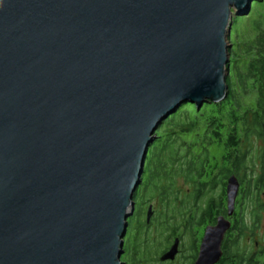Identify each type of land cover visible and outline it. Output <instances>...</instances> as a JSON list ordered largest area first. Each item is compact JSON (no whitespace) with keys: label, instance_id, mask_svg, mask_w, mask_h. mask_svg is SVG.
I'll list each match as a JSON object with an SVG mask.
<instances>
[{"label":"water","instance_id":"95a60500","mask_svg":"<svg viewBox=\"0 0 264 264\" xmlns=\"http://www.w3.org/2000/svg\"><path fill=\"white\" fill-rule=\"evenodd\" d=\"M251 1L0 0V264H123L156 130L227 96L232 18ZM226 180L195 264L223 255L240 189Z\"/></svg>","mask_w":264,"mask_h":264},{"label":"trees","instance_id":"16d2710c","mask_svg":"<svg viewBox=\"0 0 264 264\" xmlns=\"http://www.w3.org/2000/svg\"><path fill=\"white\" fill-rule=\"evenodd\" d=\"M247 11L232 19L227 96L220 102L180 104L161 122L145 156L142 182L137 188L146 197L159 195L166 205L168 197L174 195L178 200L180 179L199 184L198 176L208 166L207 143L221 142L228 146L232 154L217 168L220 179L236 175L241 183V196L250 199L253 210L235 209L220 264H264V246L253 236L264 212V0H252ZM259 140L263 145L255 148ZM181 149L185 154H181ZM143 206V203L137 204L132 218L136 222L132 231L136 234L129 233V237L134 242L143 236ZM176 207L171 212L172 220L186 216L187 222L203 225L217 218L216 214L204 211L184 214ZM166 215L158 213L156 222ZM164 219L161 224L166 223ZM245 235L250 236L253 247L242 244ZM256 242L259 243L257 251L253 249Z\"/></svg>","mask_w":264,"mask_h":264},{"label":"flooded vegetation","instance_id":"af4514ba","mask_svg":"<svg viewBox=\"0 0 264 264\" xmlns=\"http://www.w3.org/2000/svg\"><path fill=\"white\" fill-rule=\"evenodd\" d=\"M205 154L206 156H208V152H206ZM225 154L226 156L231 155L232 150H229ZM207 160H208L207 164H209V156L207 157ZM208 175L210 176V178L207 180L206 178ZM198 181L199 184L186 182L191 186V189L188 188L184 190L182 185V188L179 193L181 195L178 194L179 195L178 202L180 203V206L183 207L181 211L183 210L182 212L184 214L201 213L204 211L205 213L216 214L217 216L222 214L225 215L227 212V195L225 193L226 192L225 181L227 180L223 178L220 179L219 169H216V171L211 174L210 172H207V168H206V170L203 172V175L201 177L198 176ZM201 183H205V184H201ZM211 187L214 188V190L216 188H220V193L218 196H213L212 194L213 191L211 190ZM135 194H134L135 207L133 208L134 209L133 214L127 220L128 226L126 230V235L127 233H131L132 235L136 234V231H132V229L136 225V223L132 221L135 208L139 203H143V204L146 203V207H145L146 209L144 214V230L142 231L141 234L145 236L150 233V228L156 224L154 222L155 219L154 203L150 202V197L149 199H146L145 193L142 190H138V191L136 190ZM239 196L240 195H238L237 197ZM166 202L168 206L171 205L170 197L167 198ZM150 205L152 206L151 209L153 210V213L151 218H149V221H147V210H148L147 208H149ZM185 218L186 216L184 217V220L181 223H173L171 216L169 214L166 215L167 221L166 223H163L161 225H163V229L165 230V232H168L167 241L166 243L163 244V246L160 247V249L155 251H150L151 250L150 236L149 238H143L142 241H140V244H136L133 241V238L127 239L126 236L124 238L125 240L122 248L123 253L121 254L120 262H123V264H195L199 255L204 232H202L201 234L199 233L196 236L192 235L193 234L192 232H194L193 228L195 226L201 227L204 224L198 225L197 223H195L197 221H194L193 223L187 222ZM215 222L205 223L204 229L208 225L215 224ZM179 227H181V229ZM230 230L226 233L225 239L222 244L223 254H224L225 240L227 239ZM186 232L190 234L189 236L190 238L189 237L187 238L188 243L185 242V237H187ZM176 240H178V247L174 259L161 260L162 256L170 251V249L172 248L171 246L175 244ZM258 248H259V243L256 242L253 249L257 251ZM221 259L216 264H220Z\"/></svg>","mask_w":264,"mask_h":264},{"label":"rangeland","instance_id":"374dc122","mask_svg":"<svg viewBox=\"0 0 264 264\" xmlns=\"http://www.w3.org/2000/svg\"><path fill=\"white\" fill-rule=\"evenodd\" d=\"M234 16H236V15H234ZM230 32H231V30H230ZM228 43L230 45V42L229 41H228ZM252 99H253V97H251L249 99V101L251 103H252ZM186 103H190V102H186ZM182 104H185V103H182ZM188 136L189 135H187V137ZM262 145H263V142L260 141V140L258 142H255V148H259ZM207 146H208L209 164H208V166L206 168H207V172H210L212 174V173H214L216 171V169L220 165L222 166V164L225 162V158L227 157L225 153H227L229 151V147L226 146L225 144H222L221 142H219V143L214 142V143H209V144L207 143ZM182 153H184L183 149H181V154ZM209 178H210V176L208 175L206 179L208 180ZM178 182H179L178 183L179 184L178 186H179V189L180 190L182 188V185H183V189L184 190L185 189H188V188L191 189V186L188 183H186L187 181L184 180L183 178L180 179ZM240 189H241V183H240ZM240 189L238 191L239 192L238 195H240V196L237 198L236 209L237 210H240L241 209L242 211L250 212V211L253 210L252 209L253 204L251 203V201H250V199L248 197H243V195L241 196ZM219 193H220V188H216L212 192L213 196H218ZM179 195H181V194H179ZM146 199H149V197H146ZM170 199H171V205L168 206V205H166L164 203V201L163 202L160 201L159 195L153 194L152 196H150V202L154 203V208H155L154 209L155 210V213H154L155 214L154 215L155 216L154 222L156 224L153 225L150 228V233L147 234V235H145V236H142V238L138 239L135 242L136 244H140V241H142L143 238H149V236H150V249H151L150 251H155V250L160 249V247L163 246L164 243H166V241H167V235H168L167 233L168 232H165V230L161 227V223H160V221H164L165 219L163 218V220L160 219L159 221L156 222L158 213H161L162 214L164 212L165 214H169L172 217V214L173 213H171V212L174 209L173 207L177 206L176 209H182L183 208L182 206H179L178 205V204H180L178 202L179 200L175 199L174 195L171 196ZM145 207H146V203H144V206H143V208H144V214H145V209H146ZM143 219H144V215L142 217V220ZM183 220H184V217H182V216L181 217L176 216V218H174V220H172V222L173 223H181V222H183ZM232 222H233V217H232ZM204 227H205V224L203 226H201V227L200 226H195L193 228V231L194 232L191 231L193 233L192 235L196 236L199 233L201 234L202 232L205 231ZM179 228L181 229V227H179ZM129 235L130 234L127 233V235L125 234L124 236L125 237L127 236V239H130ZM186 235H187V237H185V242L188 243L187 242V238L190 236V234L188 232H186ZM253 236H254V239L259 240L261 242L262 246H264V212L261 213V218H260L259 226H258V228L255 229V231L253 233ZM242 244L244 246L248 245V247H253V243H252V240L250 239V236L249 235H245L243 237ZM150 257H151V255H150Z\"/></svg>","mask_w":264,"mask_h":264}]
</instances>
